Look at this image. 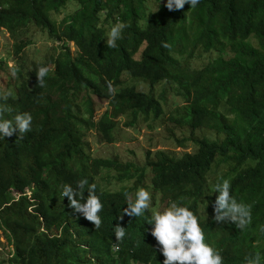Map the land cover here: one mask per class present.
<instances>
[{"label":"trees","instance_id":"1","mask_svg":"<svg viewBox=\"0 0 264 264\" xmlns=\"http://www.w3.org/2000/svg\"><path fill=\"white\" fill-rule=\"evenodd\" d=\"M155 2L0 0V29L14 40L16 64L8 75V55L0 59L9 77L8 94L0 91L3 119L32 116L23 139H0V229L11 247L0 264H163L152 218L173 202L197 216L223 264H246L257 252L264 264V0H199L171 12L166 0ZM118 22L128 27L109 48ZM36 29L58 52L27 63L20 53ZM40 67L49 69L44 87ZM92 92L113 97L97 120L92 102L77 99ZM157 121L177 147L193 150L149 148L141 163L89 154V137L113 144L121 128ZM82 179L96 185L103 204L98 230L61 196L63 185ZM224 179L238 203L252 205L244 230L214 220V186ZM140 188L151 194L149 208L123 215L125 194L134 201ZM117 224L125 237L115 247Z\"/></svg>","mask_w":264,"mask_h":264},{"label":"clouds","instance_id":"2","mask_svg":"<svg viewBox=\"0 0 264 264\" xmlns=\"http://www.w3.org/2000/svg\"><path fill=\"white\" fill-rule=\"evenodd\" d=\"M198 3L199 0H166L164 6L171 12L182 10L186 4L191 8H195ZM126 27L128 25L121 22L111 27L106 41L107 47H117V41L123 38L122 32ZM162 47L168 48L170 45L162 43ZM48 71L47 67L38 68L36 79L40 87H44V78L47 76ZM15 74V71H13L12 75L15 76ZM109 91H113L111 84H109ZM81 97H85L88 103L92 102V105H94L95 120L107 110L109 100L112 101L113 98L112 96L101 97L98 92H92L88 95L84 93L77 95V99ZM97 110L101 111V113H98L99 111ZM4 111V108H0V139L11 137L14 134H19L18 138L23 139L24 134L31 132V114L27 112L17 114L13 122L12 120L3 119ZM90 148L89 143V154L93 158H97L93 156ZM117 160L123 161L118 158ZM85 185H88V195L85 202L81 203L84 200L83 189ZM230 188L231 184L227 179H224L222 183L215 184L214 192L218 193V195L213 205L214 220L216 223L230 222L237 229L244 230L252 222V205L242 202L238 203L231 195ZM95 190L96 185L94 183L89 185L87 179H82L78 182L76 188L68 184L63 185L61 196L67 197L70 207L81 213L98 230L102 225L99 214L103 210V204L96 195ZM26 192L28 193V190ZM14 193L19 196V193ZM125 195L129 203L123 209V215L140 217L150 206L151 194L144 188H140L136 192L134 201L131 195L127 193ZM120 218L122 219V216ZM152 219L154 226L151 230V235L155 238L164 257L163 264H223V258L219 252L205 242L203 226L200 225L197 216L187 207L178 206L173 202L162 213H154ZM260 231L264 232V226H261ZM114 236V246L118 247L119 242L125 237V228L117 224L114 227ZM246 264H261L260 253L257 252L253 256L246 257Z\"/></svg>","mask_w":264,"mask_h":264},{"label":"rangeland","instance_id":"3","mask_svg":"<svg viewBox=\"0 0 264 264\" xmlns=\"http://www.w3.org/2000/svg\"><path fill=\"white\" fill-rule=\"evenodd\" d=\"M150 8L156 6L155 0H146ZM71 11V8H68ZM63 16V15H62ZM60 17L58 18V20ZM28 39L32 40V44L23 49L20 53V58L25 62L29 63L34 60H40L45 54L49 52H57V43H53L47 38V35L38 29L32 30ZM14 40L10 35L0 29V59L4 56H7L6 64L8 66V75H11L10 69L15 64V56L12 54L13 48L12 43ZM72 55L77 54L78 49L70 43L69 44ZM9 80V77L3 72L0 74V91L3 94H8L9 90L6 89V82ZM123 80V76H122ZM126 84H133L139 91H147L148 85L145 81L142 80H125ZM178 105H181V102H177ZM99 111V110H97ZM98 113H101L99 111ZM160 121L154 123H139L134 129L132 128H121L119 132L117 131L116 136L118 140L113 144H98L96 140L92 137L88 138V141L91 146V152L94 157L97 158H106V157H117L123 161H136L138 163L142 162V155L147 149H151L154 152L156 149H164L169 151H174L177 156H180L184 151H192V148H181L172 142L168 138V132L165 130L164 125H159ZM180 135V134H179ZM180 137V136H179ZM150 145V146H149ZM29 194V192L27 193ZM17 198L18 195L14 193ZM166 208L164 206H159L157 212H163ZM6 233L0 229V261L2 258L7 257L8 250L11 249L7 243ZM7 264V263H5Z\"/></svg>","mask_w":264,"mask_h":264}]
</instances>
